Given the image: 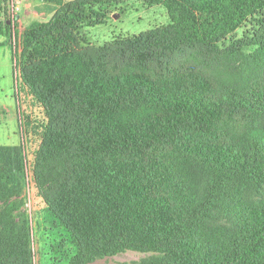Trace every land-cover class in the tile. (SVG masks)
Returning a JSON list of instances; mask_svg holds the SVG:
<instances>
[{
    "label": "trees",
    "instance_id": "trees-1",
    "mask_svg": "<svg viewBox=\"0 0 264 264\" xmlns=\"http://www.w3.org/2000/svg\"><path fill=\"white\" fill-rule=\"evenodd\" d=\"M17 1L0 0V36L18 34ZM43 1L58 10L25 31L20 79L46 114L34 177L74 237L70 264L127 251L159 255L138 264H264V199L249 196L264 186V75L240 90L205 68L264 0H143L171 24L102 47L80 31L132 0ZM23 160L0 147V198L20 187ZM226 197L236 226L212 223ZM27 246L0 230V264H29Z\"/></svg>",
    "mask_w": 264,
    "mask_h": 264
},
{
    "label": "rangeland",
    "instance_id": "rangeland-1",
    "mask_svg": "<svg viewBox=\"0 0 264 264\" xmlns=\"http://www.w3.org/2000/svg\"><path fill=\"white\" fill-rule=\"evenodd\" d=\"M76 0H65L66 3ZM17 15L18 34L11 38L0 36V147H18L23 154V172L18 183L10 184L7 198H0V230L7 228L17 239L28 238L29 264H70L77 253L73 235L50 212L37 187L34 162L40 149L43 128L47 123L44 109L23 89L21 73V42L33 22H49L58 7L43 0H20L11 5ZM11 15L9 24L14 16ZM107 24L80 31L83 47H102L117 39L135 37L171 24L163 6H149L143 0H132L109 8ZM264 36V11L250 17L233 35L222 41L219 65L211 64L206 71L238 87L249 88L264 75V39L258 45L247 41ZM200 183L204 190L210 176L201 170ZM203 190V189H202ZM203 190V191H204ZM255 201L264 199V186L250 191ZM234 202L226 197L213 208L212 223L236 226L232 211ZM155 253L127 251L103 258L91 264H138L158 257Z\"/></svg>",
    "mask_w": 264,
    "mask_h": 264
}]
</instances>
